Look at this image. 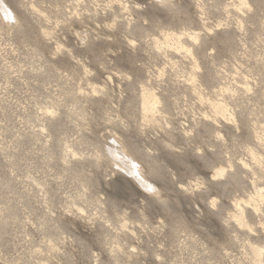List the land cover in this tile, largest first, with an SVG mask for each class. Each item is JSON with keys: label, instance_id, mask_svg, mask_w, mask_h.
I'll return each mask as SVG.
<instances>
[{"label": "rangeland", "instance_id": "rangeland-1", "mask_svg": "<svg viewBox=\"0 0 264 264\" xmlns=\"http://www.w3.org/2000/svg\"><path fill=\"white\" fill-rule=\"evenodd\" d=\"M0 264H264V0H0Z\"/></svg>", "mask_w": 264, "mask_h": 264}, {"label": "bare ground", "instance_id": "bare-ground-1", "mask_svg": "<svg viewBox=\"0 0 264 264\" xmlns=\"http://www.w3.org/2000/svg\"><path fill=\"white\" fill-rule=\"evenodd\" d=\"M7 8V7H6ZM147 98L144 99V110L147 112V110L150 108L151 103L149 101H146ZM121 156V154H120ZM133 160V159H132ZM118 161V160H117ZM122 161V160H121ZM137 165V164H136ZM123 168V167H122ZM148 180V179H147ZM138 184V183H137ZM157 193V192H156Z\"/></svg>", "mask_w": 264, "mask_h": 264}]
</instances>
